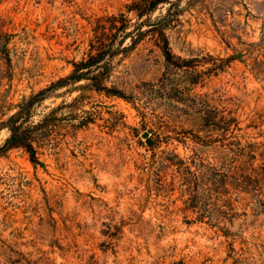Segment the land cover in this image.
Instances as JSON below:
<instances>
[{"label": "rangeland", "instance_id": "obj_1", "mask_svg": "<svg viewBox=\"0 0 264 264\" xmlns=\"http://www.w3.org/2000/svg\"><path fill=\"white\" fill-rule=\"evenodd\" d=\"M133 1L0 0V147L104 28L120 39ZM170 14V63L148 34L110 61L127 101L87 81L53 91L26 120L47 118L41 164L0 152V264H264V0Z\"/></svg>", "mask_w": 264, "mask_h": 264}, {"label": "trees", "instance_id": "obj_2", "mask_svg": "<svg viewBox=\"0 0 264 264\" xmlns=\"http://www.w3.org/2000/svg\"><path fill=\"white\" fill-rule=\"evenodd\" d=\"M179 0H135L128 6L127 12L131 13L135 22L131 23L126 19V16L121 15L122 21L120 27L117 28L120 33V39H114V33L108 25V29L104 28L102 34L104 39L97 42H91L86 57L80 61L72 63L71 73L57 81L51 83L47 88L40 90L38 93L27 98L18 110L7 121L6 128L9 131L8 138L0 147V152H6L11 149H22L28 155L29 161L33 165H40L36 149L34 145L38 142V133L47 127L45 118L43 121L34 125H26V120L29 118L31 109L35 103L44 101L53 91L65 88L71 84L81 81H87L93 91L98 94H103L107 97H116L127 101L123 93L115 88H110L105 85L109 73L110 61L116 54L126 53L132 50L145 35L152 36L158 48L161 50L164 59L167 63L172 61V54L169 49L168 38L165 30L168 26L170 18V9L177 5ZM169 5L166 9V14L163 17L152 18V14L160 7ZM112 18H109V22ZM188 64V63H187ZM186 66V65H184ZM151 143V140H149ZM240 168L245 166V163H240ZM247 174L239 175L240 182L247 178ZM213 183H205V186H218ZM246 183H244L245 185ZM244 188V187H243ZM241 188V190H245ZM207 191V190H205ZM196 210V209H195ZM197 212V211H196ZM197 214V213H196ZM199 219L203 216L197 214Z\"/></svg>", "mask_w": 264, "mask_h": 264}]
</instances>
